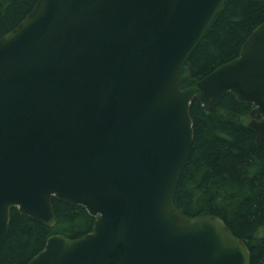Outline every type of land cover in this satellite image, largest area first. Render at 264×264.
Instances as JSON below:
<instances>
[{"label":"water","instance_id":"1","mask_svg":"<svg viewBox=\"0 0 264 264\" xmlns=\"http://www.w3.org/2000/svg\"><path fill=\"white\" fill-rule=\"evenodd\" d=\"M227 0H38L0 39V250L14 209L53 227L54 200L92 231L50 236L27 264H252L215 215L175 204L194 100L251 104L264 140V23L240 56L182 88Z\"/></svg>","mask_w":264,"mask_h":264},{"label":"trees","instance_id":"2","mask_svg":"<svg viewBox=\"0 0 264 264\" xmlns=\"http://www.w3.org/2000/svg\"><path fill=\"white\" fill-rule=\"evenodd\" d=\"M38 0H0V39L17 27ZM264 23V0H227L190 56L182 88L194 86L240 56ZM254 106L227 93L212 112L194 100V140L175 204L189 217L215 215L249 248L252 264H264V140L249 127ZM56 224L48 227L17 209L0 250V264H27L54 234L71 239L92 231L95 217L83 206L53 201Z\"/></svg>","mask_w":264,"mask_h":264}]
</instances>
